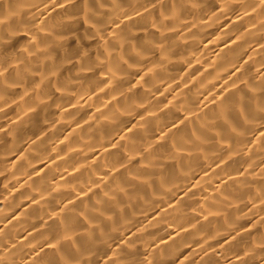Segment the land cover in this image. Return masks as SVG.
Instances as JSON below:
<instances>
[{"label":"clouds","instance_id":"1","mask_svg":"<svg viewBox=\"0 0 264 264\" xmlns=\"http://www.w3.org/2000/svg\"><path fill=\"white\" fill-rule=\"evenodd\" d=\"M0 264H264V0H0Z\"/></svg>","mask_w":264,"mask_h":264}]
</instances>
